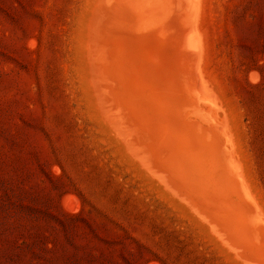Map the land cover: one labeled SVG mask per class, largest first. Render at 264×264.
Here are the masks:
<instances>
[{
  "label": "rangeland",
  "instance_id": "rangeland-1",
  "mask_svg": "<svg viewBox=\"0 0 264 264\" xmlns=\"http://www.w3.org/2000/svg\"><path fill=\"white\" fill-rule=\"evenodd\" d=\"M0 264H264V0H0Z\"/></svg>",
  "mask_w": 264,
  "mask_h": 264
},
{
  "label": "bare ground",
  "instance_id": "bare-ground-1",
  "mask_svg": "<svg viewBox=\"0 0 264 264\" xmlns=\"http://www.w3.org/2000/svg\"><path fill=\"white\" fill-rule=\"evenodd\" d=\"M131 7V6H130ZM139 8V7H138ZM142 9V8H141ZM140 9V10H141ZM144 10V9H143ZM135 11V10H134ZM132 13V12H131ZM147 14V13H146ZM146 14H144L145 16H146ZM193 15V14H192ZM130 16V15H129ZM141 16V15H140ZM177 66V65H176ZM128 70V69H127ZM120 74V73H119ZM126 76V75H125ZM108 78V77H107ZM128 78V77H127ZM115 80V79H114ZM120 80V79H119ZM133 80V79H132ZM113 81V80H112ZM114 82V81H113ZM187 87V86H186ZM119 88V87H118ZM121 88H122V86H121ZM201 89V88H200ZM110 90V89H109ZM121 90V89H120ZM123 92V91H122ZM200 92V91H199ZM205 99H208V98H205ZM209 100V99H208ZM107 101V100H106ZM156 115V114H155ZM163 115V114H162ZM166 121V120H165ZM159 127V126H158ZM165 131V130H164ZM145 135V134H144ZM151 136V135H150ZM147 137V136H146ZM149 137V136H148ZM148 142H150L149 140H148ZM185 143V142H184ZM179 146V145H178ZM210 148H212V146L210 147ZM213 149V148H212ZM212 151V150H211ZM152 153V152H151ZM211 153V152H210ZM203 154H205V153H203ZM219 155V154H218ZM188 156V155H187ZM159 157V156H158ZM219 159H221V158H219ZM169 160V159H168ZM223 160V159H222ZM151 161V160H150ZM174 161V160H173ZM212 161V160H211ZM225 161V160H224ZM161 163H162V161H161ZM184 163V162H183ZM212 163V162H211ZM224 163V162H223ZM173 164V163H172ZM207 164V163H206ZM225 164V163H224ZM171 165V164H170ZM174 165V164H173ZM195 169V168H194ZM227 169V168H226ZM221 170H223V167L221 168ZM182 173V172H181ZM219 174V173H218ZM183 175V174H182ZM187 175V174H186ZM205 175V174H204ZM176 178V177H175ZM197 179V178H196ZM186 186V185H185Z\"/></svg>",
  "mask_w": 264,
  "mask_h": 264
}]
</instances>
